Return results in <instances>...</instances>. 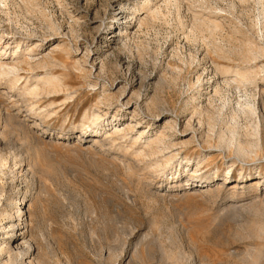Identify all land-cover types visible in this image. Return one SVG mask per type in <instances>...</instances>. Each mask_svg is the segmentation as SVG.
Instances as JSON below:
<instances>
[{
	"label": "rangeland",
	"instance_id": "1",
	"mask_svg": "<svg viewBox=\"0 0 264 264\" xmlns=\"http://www.w3.org/2000/svg\"><path fill=\"white\" fill-rule=\"evenodd\" d=\"M0 65V264H264V0H0Z\"/></svg>",
	"mask_w": 264,
	"mask_h": 264
},
{
	"label": "bare ground",
	"instance_id": "2",
	"mask_svg": "<svg viewBox=\"0 0 264 264\" xmlns=\"http://www.w3.org/2000/svg\"><path fill=\"white\" fill-rule=\"evenodd\" d=\"M148 2V1H147ZM146 4V3H145ZM150 4V3H149ZM148 4V6H149ZM147 6V5H146ZM167 6V5H166ZM159 8V7H157ZM180 8V7H179ZM143 10V9H142ZM137 11H139V9H137ZM150 13H152V15H157V10H148ZM159 12V10H158ZM140 13H138L139 15ZM138 18V17H137ZM136 19V18H135ZM139 19V18H138ZM197 26L198 28L200 29H207V30H211L213 29L215 31V29L218 28V25L217 24H214V23H210L208 21H203V20H200L198 23H197ZM111 37H117L114 33L111 34ZM7 44V43H6ZM30 49V48H29ZM35 49V48H34ZM28 52V51H27ZM16 54V53H15ZM32 52H29L28 55H31ZM22 60V59H21ZM15 61V60H14ZM19 64V63H18ZM25 64V63H24ZM14 67V66H13ZM44 68V67H43ZM93 68V67H92ZM10 73H12V70L11 71H6L3 66L0 65V78H2V76H6V75H9ZM236 74V72H235ZM15 77V76H14ZM15 79V78H14ZM238 79H239V83H242V84H246L247 82H249L248 78H246L244 75H241V74H238ZM18 81V80H17ZM42 81V79L38 78V79H35V81H33L30 85H26L24 86V92L27 93V95H30V96H36L38 94H40V92H45L46 90V87L45 88H41L43 87V85L40 87V82ZM44 81V80H43ZM14 82V81H13ZM53 82V81H52ZM28 83V82H27ZM49 82H46V84L48 85ZM17 84V83H16ZM42 84V83H41ZM51 84V83H50ZM229 84V83H228ZM13 85V84H11ZM15 85V84H14ZM52 85V84H51ZM10 87H13V86H10ZM258 89V88H257ZM97 126V125H96ZM176 128V127H175ZM98 130H101L102 129H98ZM115 133H120L121 132V129L118 127V126H114V130ZM98 132V131H97ZM96 132V133H97ZM107 134V132L105 133ZM110 134V133H109ZM120 135V134H119ZM118 136V135H117ZM93 138H96V141H97V137H99L97 134L94 135V136H91ZM80 140V138H78ZM150 141V140H149ZM96 143V142H95ZM148 143V142H147ZM147 145V144H146ZM153 152H156L157 151L155 150H152ZM242 152H246L245 150H243ZM2 158L0 157V163H1V160ZM168 162V161H167ZM28 196V195H27ZM27 198V197H26ZM22 204V203H20ZM19 206V204L17 205ZM14 209V208H13ZM18 209V207H17ZM20 209V208H19ZM17 212V211H16ZM19 212V211H18ZM21 213V212H20ZM19 213V214H20ZM22 214V213H21ZM9 216V215H8ZM21 217V216H20ZM12 229V228H11ZM10 232V231H9ZM13 232V230H12ZM10 232V233H12ZM3 238V237H2ZM9 239L8 238H5V239H2V241H4V244L5 246L4 247H1L0 248V255H3L4 253H7L9 255L10 258L12 259H17L19 256H21V252H15V250H13L11 247H10V244L7 243L6 241Z\"/></svg>",
	"mask_w": 264,
	"mask_h": 264
}]
</instances>
